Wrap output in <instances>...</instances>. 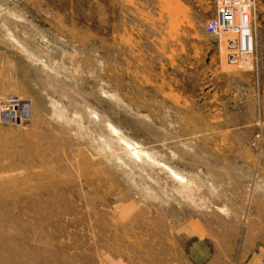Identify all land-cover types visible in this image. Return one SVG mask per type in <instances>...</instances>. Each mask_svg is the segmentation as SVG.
Listing matches in <instances>:
<instances>
[{"label": "rangeland", "instance_id": "obj_1", "mask_svg": "<svg viewBox=\"0 0 264 264\" xmlns=\"http://www.w3.org/2000/svg\"><path fill=\"white\" fill-rule=\"evenodd\" d=\"M217 8L0 0V264H263L264 0L236 59Z\"/></svg>", "mask_w": 264, "mask_h": 264}, {"label": "built area", "instance_id": "obj_2", "mask_svg": "<svg viewBox=\"0 0 264 264\" xmlns=\"http://www.w3.org/2000/svg\"><path fill=\"white\" fill-rule=\"evenodd\" d=\"M250 4L251 0H217V13L207 24V30L212 35L228 33V30H232L233 36L231 39L240 41V36L242 34L243 40L241 42H235V45L230 44L235 59L239 54L236 46H245L246 44L248 46L251 42L248 33L244 34V30L248 28L249 24L252 22ZM245 14H247V17ZM240 18L242 21L241 25L238 21ZM31 115L30 107L25 103H21L18 99L11 98L0 103V123L5 122L14 124L18 120L29 121Z\"/></svg>", "mask_w": 264, "mask_h": 264}, {"label": "bare ground", "instance_id": "obj_3", "mask_svg": "<svg viewBox=\"0 0 264 264\" xmlns=\"http://www.w3.org/2000/svg\"><path fill=\"white\" fill-rule=\"evenodd\" d=\"M245 16H246V14H245ZM246 17H247V16H246ZM115 131H116V130H115ZM128 141H129V140H128ZM126 143H127V142H126ZM128 143H129V142H128ZM134 144H135V143H134ZM126 145H127V144H126ZM134 146H135V145H134ZM134 151H135V150H134ZM139 156H140V155H139ZM141 156H142V155H141ZM177 177H179V179H180L181 182L184 181V180H183V177H181L180 175L177 174Z\"/></svg>", "mask_w": 264, "mask_h": 264}]
</instances>
